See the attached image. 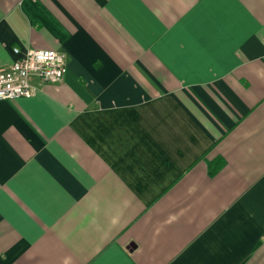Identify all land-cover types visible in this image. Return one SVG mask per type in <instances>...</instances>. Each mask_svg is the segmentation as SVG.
Wrapping results in <instances>:
<instances>
[{
	"label": "crops",
	"instance_id": "1",
	"mask_svg": "<svg viewBox=\"0 0 264 264\" xmlns=\"http://www.w3.org/2000/svg\"><path fill=\"white\" fill-rule=\"evenodd\" d=\"M14 47L66 72L0 100V264H264V0H0Z\"/></svg>",
	"mask_w": 264,
	"mask_h": 264
},
{
	"label": "built area",
	"instance_id": "2",
	"mask_svg": "<svg viewBox=\"0 0 264 264\" xmlns=\"http://www.w3.org/2000/svg\"><path fill=\"white\" fill-rule=\"evenodd\" d=\"M15 59L0 69V100L32 97L37 88L32 78L43 83L62 81L66 72V58L62 52L51 49L13 48Z\"/></svg>",
	"mask_w": 264,
	"mask_h": 264
},
{
	"label": "trees",
	"instance_id": "3",
	"mask_svg": "<svg viewBox=\"0 0 264 264\" xmlns=\"http://www.w3.org/2000/svg\"><path fill=\"white\" fill-rule=\"evenodd\" d=\"M216 168L212 169V172L215 170Z\"/></svg>",
	"mask_w": 264,
	"mask_h": 264
}]
</instances>
